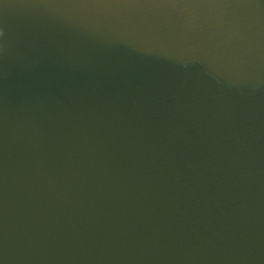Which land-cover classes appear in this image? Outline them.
I'll return each mask as SVG.
<instances>
[{
    "label": "water",
    "instance_id": "obj_1",
    "mask_svg": "<svg viewBox=\"0 0 264 264\" xmlns=\"http://www.w3.org/2000/svg\"><path fill=\"white\" fill-rule=\"evenodd\" d=\"M0 264H264V0H0Z\"/></svg>",
    "mask_w": 264,
    "mask_h": 264
}]
</instances>
